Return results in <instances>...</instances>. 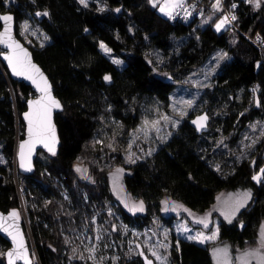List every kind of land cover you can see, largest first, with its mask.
Segmentation results:
<instances>
[{"label": "trees", "instance_id": "trees-1", "mask_svg": "<svg viewBox=\"0 0 264 264\" xmlns=\"http://www.w3.org/2000/svg\"><path fill=\"white\" fill-rule=\"evenodd\" d=\"M98 1L101 6L95 0H0V13L14 15L16 36L62 104L54 118L56 153L39 151L32 170L20 172L15 158L24 130L20 115L34 93L11 79L0 60V211H25L32 264H82L68 244L82 226L91 234L98 225L106 232L100 264H143V254L157 264L145 241L164 244L169 264H215L211 247L217 243L233 250L256 247L264 221V173L253 179L264 169V46L250 38L264 37V0L259 7L239 0L234 25L222 14L202 20L216 3H204L203 16L171 21L149 0ZM221 16L228 25L217 31ZM29 18L48 37L44 45H29L19 35L18 23ZM100 43L124 66L113 63ZM219 52L229 59L216 64L197 96L204 100L199 113L207 111L208 130L196 133L188 122L191 113L149 144L150 150L132 146L127 162L126 145L144 108L159 103L168 110L188 76L213 63ZM113 165L126 170L123 184L143 203L140 214L107 206ZM236 190L248 191L250 198L231 222L219 216L213 243L176 234L173 217L162 212L166 197L201 214L218 193ZM8 245L0 236V264H6ZM102 246L88 257L97 259Z\"/></svg>", "mask_w": 264, "mask_h": 264}, {"label": "rangeland", "instance_id": "rangeland-1", "mask_svg": "<svg viewBox=\"0 0 264 264\" xmlns=\"http://www.w3.org/2000/svg\"><path fill=\"white\" fill-rule=\"evenodd\" d=\"M95 1L98 5H102L98 0ZM149 1L152 6L156 7L157 12L161 16L168 18L180 0ZM88 2L89 0H84L83 3ZM162 7L165 9L164 11H161ZM213 15V13H210L202 20L204 22L209 21ZM223 19H225V17L221 16L214 23V28L216 30V25L219 24ZM227 25L228 21L217 31L223 30V28ZM18 32L23 41L29 45L42 46L48 41L46 34L31 18L22 20L18 23ZM101 45L104 47H101ZM105 49H107V51ZM100 50L117 66H124V62L119 57L114 56L111 53V50L103 43H100ZM223 58L229 59L228 56L225 57L223 52H219V54L216 55L213 63H207L199 70L197 69L192 74H190L185 84L179 87L176 90V93L172 95L168 110H166L164 106L159 103L151 104L144 108L141 123L131 132L130 141L126 145L127 150H125V156L127 157V162H129L128 159H132V146H138V149L140 150H144V148L148 146V150H150L149 144H155V140L165 136V133H167L170 127L174 126L178 120L188 117L191 113H199V111L202 109L201 102H204V100L201 99L199 101L197 100L200 88L208 85L209 77L212 75L216 64ZM188 101L192 102L191 105H189ZM165 117H167V119H165ZM98 142H100V140H98ZM125 173L126 170L122 165H113L112 169L110 170L108 174V181L110 193L112 194V200L107 202V206L109 204H115L116 207H121L126 212L140 214L144 211L143 203L139 199L129 194V192L125 189L123 184V176ZM254 177H259V179H255V181H259L262 178V173L260 170L254 174ZM245 193L249 192L245 190L220 192L216 197L213 207L201 214L195 213L177 201L166 197L162 200V212L165 217H173V231L176 234L188 238L197 237V234H202L197 239L193 240L202 244L209 242L213 243L217 240L218 225L220 221L219 216L230 221L235 213L248 202L250 195L246 197L244 195ZM141 204L142 210H140ZM201 221H204V223H201ZM91 222L94 221L91 219ZM205 224L207 226H205ZM80 228L81 229L75 233L73 238L68 237V244H70V247L73 251L72 255L76 260L81 261L82 264H100L102 260L106 258L103 253H106L107 250L105 246H102L103 244H100L106 232L103 231L100 225L96 227L94 226V229L92 230L93 234H91V232H89L85 226ZM214 233L215 238L207 239L208 237H212ZM158 237L160 238L159 235ZM144 244L149 254L155 258L157 264H169L167 249L163 248L165 247L164 244L153 241H145ZM99 246H102V255H99L97 259L95 257L89 258L88 252L93 251L94 248L95 252L97 253ZM262 248H264V221H262L261 227L259 229V245L256 247L233 250L227 244L217 243L211 247V253L215 264H260L261 257H264V249ZM253 252L256 254L246 255V253ZM69 262L70 263L68 264H74L70 260Z\"/></svg>", "mask_w": 264, "mask_h": 264}, {"label": "water", "instance_id": "water-1", "mask_svg": "<svg viewBox=\"0 0 264 264\" xmlns=\"http://www.w3.org/2000/svg\"><path fill=\"white\" fill-rule=\"evenodd\" d=\"M5 15L11 16L12 20L5 22L2 19H0V34H4L3 38L6 41V43H0V49H1L0 60L7 68L11 79L18 82H23L24 84L28 85L34 93L32 97H29L26 100L25 102L26 109L20 115V118L24 125L23 137L17 142L15 149V158L19 171L28 173L29 171L32 170L34 160L39 151H44L49 154H53L52 151H49V148H53L55 153L57 151L59 138H58L54 118H55V114L62 110V104L58 100V98L54 95L52 84L48 76L43 71V69L34 61L30 49L16 36L14 15L9 11L0 13V17ZM6 27L8 28V32L5 34ZM15 44H18L20 47L15 48L14 47ZM9 45H13V47H9ZM21 49L27 52L28 54L27 58H24L23 52L20 51ZM14 53L18 54L21 59H25L26 63L28 60H30V63L32 65H35L36 68L39 69V73H42L43 77L47 78L48 84L51 85V95L60 103L59 108L53 107L51 110L50 123L52 128L54 129V133L52 131H48L43 135L38 136L35 132V116H33L34 131L32 136L30 137L28 131L29 121L28 119L25 118V114L30 112L34 113L35 106H33V108H30L29 102L41 99L43 93L37 88V85L34 84L32 80L27 79L26 76L13 74L12 66L10 65L9 60L6 59V57L13 56V63H15ZM39 73L32 72L31 74L34 76L37 83H39L40 86L43 87L44 86L43 81L40 79ZM201 116H206L207 120L203 122L198 121V118ZM193 121H198V123L194 124ZM208 121H209V117L207 115L206 110H203L198 114H195L192 118L188 120L189 124L195 129L196 133L198 134L202 132H206L208 130ZM200 123L203 124L202 127H198V124ZM26 141L28 143H25ZM22 143H25V147H24L25 167H21L20 145ZM29 168L30 170H28ZM13 211H15L18 214L16 217L10 216V213H12ZM23 224L25 225L26 230L24 229ZM26 231L27 234L29 235V231L27 229V223H26V215L24 213L23 208H22V214L19 213L16 209H11L8 212L0 211V236L4 238L9 244L8 248H6V250L4 251V259L6 264H9V257L7 255L9 252L13 253L12 264H32L33 258L31 256V253L34 254L35 250L33 245H31V248L28 245V241L26 238ZM142 260H143V264H155L154 261L145 254L142 255Z\"/></svg>", "mask_w": 264, "mask_h": 264}, {"label": "snow or ice", "instance_id": "snow-or-ice-1", "mask_svg": "<svg viewBox=\"0 0 264 264\" xmlns=\"http://www.w3.org/2000/svg\"><path fill=\"white\" fill-rule=\"evenodd\" d=\"M81 2L83 3L84 0H81ZM250 3H254L256 7L260 6V0H249ZM214 8H219L220 7V0H217L216 4L213 5ZM233 8L236 7L235 4L232 5ZM165 9L162 7L161 11H164ZM37 15H40V13H37ZM43 15H48V13H43ZM0 19H2L5 22L11 21L12 17L5 15L0 17ZM236 17L233 16V20H235ZM227 23V18L225 17V19L221 20V22L219 24L216 25L217 30H219L224 24ZM8 32V28H5V34ZM4 34H0V43H6V41L3 38ZM9 47H13V45H9ZM15 48H19L20 46L18 44L14 45ZM101 47H104L103 45H101ZM107 51V49H105ZM21 52H23L24 58H27L28 54L26 51H24L23 49L20 50ZM15 63H13V56H8L6 57V59L9 60L10 65L12 66V70H13V74L15 75H24L26 76L27 79L32 80V82L34 84L37 85V88L43 93L41 99L36 100V101H30L29 102V106L30 108H33V106H35V111L30 112V113H26L25 114V118L28 119L29 121V135L30 137L33 134L34 131V121H33V116H35V132L38 136L43 135L44 133L48 132V131H52L54 133V129L51 126L50 120H51V110L53 107L55 108H59L60 107V103L58 100H56L54 97H52L51 95V85L48 84L47 82V78L43 77L42 73H39V69L36 68L35 65H32L30 63V60L27 61V63L25 62V59H21L20 56L18 54H15ZM32 72L35 73H39L40 74V79L43 81V87L40 86L39 83H37L36 79L34 78V76L31 74ZM105 80H109L110 77L105 76L104 77ZM189 105H191V101H188ZM165 119H167V117H165ZM207 117L206 116H201L198 118V121H206ZM198 121H193L194 124H197ZM203 124L200 123L198 124V127H202ZM25 143H28L27 141ZM25 143H22L20 145V157H21V167H25L24 164V147H25ZM47 146V145H46ZM49 151H52L53 154H55L54 149L53 148H49ZM30 170V168L28 169ZM79 171V169H78ZM261 173H264V169H261ZM253 179H259V177H253ZM246 197L249 196V193H245L244 194ZM242 206V205H240ZM140 210H142V204L140 205ZM18 214L13 211L12 213H10V216L16 217ZM231 222V221H230ZM201 223H204V221H201ZM205 226H207L205 224ZM202 234H197V237H189V239H197L199 236H201ZM215 238V233L213 234L212 237H208L207 239H213ZM220 251V250H217ZM256 253H246V255H255ZM9 257V264H12V257H13V253L9 252L8 254ZM260 264H264V257H261L260 260Z\"/></svg>", "mask_w": 264, "mask_h": 264}, {"label": "built area", "instance_id": "built-area-1", "mask_svg": "<svg viewBox=\"0 0 264 264\" xmlns=\"http://www.w3.org/2000/svg\"><path fill=\"white\" fill-rule=\"evenodd\" d=\"M228 1L220 0V7L218 9L216 8L213 14L226 15L231 24L234 25L233 16H235L234 14L239 0H230L229 3ZM206 2L216 3L217 0H180V3L170 15L171 21H185L203 16L205 10L204 3ZM233 4L236 5L235 8L232 7ZM250 39L254 44L264 46V37L261 34L256 33Z\"/></svg>", "mask_w": 264, "mask_h": 264}]
</instances>
